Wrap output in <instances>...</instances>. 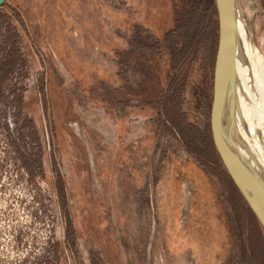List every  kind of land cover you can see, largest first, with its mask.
<instances>
[{"label":"rangeland","instance_id":"1","mask_svg":"<svg viewBox=\"0 0 264 264\" xmlns=\"http://www.w3.org/2000/svg\"><path fill=\"white\" fill-rule=\"evenodd\" d=\"M183 2L0 4V264H264L215 151L165 113L208 131L217 27L171 36Z\"/></svg>","mask_w":264,"mask_h":264},{"label":"water","instance_id":"2","mask_svg":"<svg viewBox=\"0 0 264 264\" xmlns=\"http://www.w3.org/2000/svg\"><path fill=\"white\" fill-rule=\"evenodd\" d=\"M4 0H0L2 4ZM218 41L214 66L210 125L213 142L234 183L258 217L264 229V163L251 153L250 144L264 149V133L255 135L243 101L244 89L261 98L250 63L239 53L240 0H215ZM251 78L244 88L243 70ZM247 125V144H241L238 124Z\"/></svg>","mask_w":264,"mask_h":264},{"label":"trees","instance_id":"3","mask_svg":"<svg viewBox=\"0 0 264 264\" xmlns=\"http://www.w3.org/2000/svg\"><path fill=\"white\" fill-rule=\"evenodd\" d=\"M180 8H179L180 9L179 10V15H177L175 17V19H174L175 24L170 28V31L172 32L171 36L172 35H174V37L178 36V38L180 36V38L184 40V43H185V39H184V37H183V35L181 33V30L183 28L188 30V28L193 27L192 28L193 30H191L189 32L188 37L190 36L189 37L190 41L192 39H195L196 43H197L198 42V38H199L198 33H199V29H200L201 23L205 21L206 25L207 24L208 25L209 24H214V23L216 24V27H217L216 42H215L214 51H213V54H212V56H213L212 70H214L216 50H217V41H218V14H217V8H216L215 0H186V1L184 0V2L182 4V7H180ZM205 30H206V27L204 26L203 31L206 32ZM180 33H181V35H180ZM176 41L180 44L179 39L176 38ZM186 43H187V41H186ZM184 46H185V44H184ZM188 46H189V44H188ZM179 48H181V46H179ZM184 49H188V47L185 46ZM191 52H194V50L191 51ZM186 53H188V52H186ZM173 60H175V56L173 57ZM162 91H163V89H162ZM206 96H207V93L203 92L202 98L206 97ZM211 98H212V95H211ZM194 106H195V110L196 111L200 108L198 101L195 102ZM165 113H167L168 116L171 118L172 125H174L175 128L176 127L178 128V132L181 133V135L184 138V141H185L186 145L188 146V148H191L192 147V142H195V141H199L200 143H203V144H206V145L210 144L212 149L215 151V154L217 155L218 164H220V166L222 167L224 173L227 175V177L229 178L231 184L235 188L238 196L240 197L242 202L247 207L248 212L253 216V218L257 222V224L259 226V229L261 230L262 235L264 236V229H263L258 217L254 213L252 208L249 206V204L247 203V201H246L245 197L243 196V194L241 193V191L238 189V187L234 183L232 177L230 176L227 168L225 167V165H224V163H223V161H222V159L220 157L219 152L217 151V149L215 147V144H214L213 138H212V134H211L210 121L208 123V131L206 130L207 133L205 132V130H203L204 132L202 131L201 134H200L199 131H198V126L195 125V124L189 123L186 126H183V125L179 124L177 122V119L174 117L176 112H173V117L169 114L168 110H166Z\"/></svg>","mask_w":264,"mask_h":264},{"label":"bare ground","instance_id":"4","mask_svg":"<svg viewBox=\"0 0 264 264\" xmlns=\"http://www.w3.org/2000/svg\"><path fill=\"white\" fill-rule=\"evenodd\" d=\"M252 7L259 9L255 0H245ZM239 53L245 57L250 63L251 66V74L252 78H254V82L256 87L260 90L262 94H264V55L261 53V49H255L251 44L250 33L243 21V12L241 8H239ZM256 47V46H255ZM243 70V68H242ZM247 70H243L242 78L244 79V88L246 87V82L250 80L251 75L248 74ZM243 101L245 107L249 113L251 123V130L255 132V135L264 133V107L261 102V98L256 95L250 93L244 89L243 92ZM240 132V142L241 144H247V125L240 122L238 124ZM250 150L253 155L256 156L258 160L264 163V149L260 147L256 143L250 144Z\"/></svg>","mask_w":264,"mask_h":264}]
</instances>
